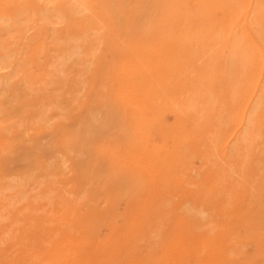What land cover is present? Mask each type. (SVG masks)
<instances>
[{
  "label": "rangeland",
  "instance_id": "1",
  "mask_svg": "<svg viewBox=\"0 0 264 264\" xmlns=\"http://www.w3.org/2000/svg\"><path fill=\"white\" fill-rule=\"evenodd\" d=\"M196 1L176 0L173 4L176 8L181 6V12L186 5L189 12L185 10L183 14L188 13L186 18L194 21L196 17L201 19L198 15L200 5ZM82 2L87 10L78 14L72 6L74 0H0V187L11 181L13 185L20 182L14 190H0V264H70L63 253L50 257L52 247L48 242L53 239L58 242L61 237L48 239L45 234L48 225L44 219L52 215L56 207L66 211L69 217L79 213L81 224L87 228L82 239L88 245L107 241L100 231L110 219L112 204L108 200L115 198L116 201V192L110 190L109 194L103 181H93L84 174L95 168L97 143L115 145L125 135L126 127L106 97L111 66L119 61L115 45L125 46L130 39L152 34L157 26H164L175 10L164 0L162 3L161 0ZM160 3L163 10L158 6ZM242 3L238 5L242 7ZM261 12L254 26H250L252 34L260 38V45L264 44V14ZM207 17L206 22H202L201 32L190 31L194 38L191 40L192 60H196V65L187 67L188 64L177 58L176 68L184 69L181 76H187L189 86L199 92L198 96L195 92L198 105L194 107L197 124H209L212 120L219 125L223 122L217 138L222 141L232 123L234 125L233 118H229L232 117L230 110L222 107L225 104L214 86L218 83V74L213 59L218 52L215 50L221 48L217 44L223 41L219 34H223L225 25L216 18ZM209 22L212 25H207ZM213 33L217 38L208 41V36L215 35ZM215 40L219 42L214 45ZM181 76L177 78L179 82L186 79H180ZM242 85L241 91L246 88V80ZM175 86L168 80V86L160 89L164 91L161 100L172 103L177 98L190 97L186 92L177 94ZM199 110L202 111L200 116ZM262 119L264 100L256 113L255 134L232 154V158L229 154L228 160L232 162L228 161L230 165L225 167L235 170L238 187L248 189L242 203L264 207ZM216 143L215 148H219L221 142ZM214 151L212 159L215 157L216 161L218 153ZM195 163L198 166L200 160L196 159ZM257 211L250 221L259 222ZM260 220H264V216ZM113 221L118 226L124 222L118 216ZM151 225L150 234L132 239L126 254L116 264H123L127 258L140 262L144 246L149 248L154 240L159 243V236L152 233L159 225L156 222ZM260 225H264V221ZM240 236L230 239L231 256L239 260L237 264H264V238Z\"/></svg>",
  "mask_w": 264,
  "mask_h": 264
},
{
  "label": "bare ground",
  "instance_id": "2",
  "mask_svg": "<svg viewBox=\"0 0 264 264\" xmlns=\"http://www.w3.org/2000/svg\"><path fill=\"white\" fill-rule=\"evenodd\" d=\"M74 1L72 6L76 13L87 10L82 0ZM197 1L201 19L186 18L188 13L183 14L187 8L185 2L181 12V6L176 8L173 4L176 0H164L175 10L167 17L166 28L157 26L152 34L130 39L125 46L116 43L119 61L111 66L106 97L126 127L125 135L115 145L97 143L95 168L84 174L93 181H103L108 192H116V201L115 198L108 200L112 204L110 219L100 231L101 237L108 242L88 245L82 239L87 228L81 224L79 213L69 217L66 211L56 207L53 214L44 219L48 225L45 229L48 239L61 237L58 242L54 239L48 242L52 247L51 258L63 253L70 264H116L126 254L132 239L150 234L149 225L154 222L159 227L152 233L159 236V243L154 240L149 248L144 246L140 262L127 258L123 264H237L239 260L230 252L231 238L243 234L264 238V225H260L264 221L260 220L264 207L243 204L248 189L236 185L235 170L226 169L229 154L232 158V154L255 134L256 113L264 100V44H259L260 38L253 35L250 28L264 10V0H242L243 3L237 0L242 7L236 0V4L234 0ZM161 3L158 6L163 10ZM205 16L225 25V31L219 34L223 41L217 44L221 48L214 47L215 52L218 51L213 59L218 74V83L214 86L225 104L222 107L230 110L232 117L229 118H233L234 125L232 123L222 141L217 138L223 122L219 125L212 120L214 122L209 124H197L194 111L198 105L197 91L189 86L187 76H181L184 69L176 68L177 58L188 64L187 67L196 65V60H192L191 40L194 38L190 31L201 32ZM216 36L210 35L207 40L213 41ZM215 42L219 40H215L214 45ZM204 74L208 76V71ZM179 76L186 79L179 82ZM168 80L176 85L177 94L186 92L190 97L186 95L188 99L177 98L172 103L161 100L164 91L160 89L168 86ZM243 80H246V88L241 91ZM198 113L200 116L202 111ZM216 141L217 145L221 142L219 148H215ZM214 150L218 153L216 161L215 157L212 159ZM196 159L200 160L198 166ZM12 183L0 190L11 191L20 185V182ZM255 210H258L260 223L250 221ZM117 216L123 218L121 226L113 221Z\"/></svg>",
  "mask_w": 264,
  "mask_h": 264
}]
</instances>
